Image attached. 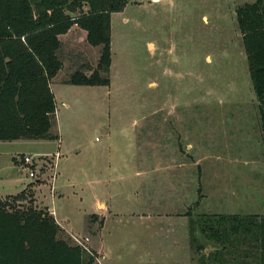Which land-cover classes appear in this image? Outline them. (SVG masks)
Masks as SVG:
<instances>
[{"label": "rangeland", "instance_id": "1", "mask_svg": "<svg viewBox=\"0 0 264 264\" xmlns=\"http://www.w3.org/2000/svg\"><path fill=\"white\" fill-rule=\"evenodd\" d=\"M255 1L128 0L104 85L69 82L102 46L77 23L59 35L58 137L0 140V199L27 192L92 264H191L190 212L264 215V107L236 17Z\"/></svg>", "mask_w": 264, "mask_h": 264}, {"label": "trees", "instance_id": "2", "mask_svg": "<svg viewBox=\"0 0 264 264\" xmlns=\"http://www.w3.org/2000/svg\"><path fill=\"white\" fill-rule=\"evenodd\" d=\"M128 0H0V140L53 139L56 100L51 79L63 67L59 35L77 23L90 44L101 45L90 75L72 74L77 85L110 83L111 13ZM75 13V17L71 14ZM236 17L253 88L264 107V0L245 3ZM20 194L0 199V264H92L93 257L61 237L53 213ZM31 199V200H30ZM191 264H264V215L190 212ZM208 243L218 247L205 253ZM160 264V263H148Z\"/></svg>", "mask_w": 264, "mask_h": 264}, {"label": "built area", "instance_id": "3", "mask_svg": "<svg viewBox=\"0 0 264 264\" xmlns=\"http://www.w3.org/2000/svg\"><path fill=\"white\" fill-rule=\"evenodd\" d=\"M141 1H148L150 3H160L162 0H141ZM19 158L21 159L23 165H31L35 161V158L33 156H28V155ZM29 175L30 177L34 178L36 176V173L34 170H31L29 171Z\"/></svg>", "mask_w": 264, "mask_h": 264}, {"label": "crops", "instance_id": "4", "mask_svg": "<svg viewBox=\"0 0 264 264\" xmlns=\"http://www.w3.org/2000/svg\"><path fill=\"white\" fill-rule=\"evenodd\" d=\"M163 1H165V0H162L161 2H163ZM161 2H160V3H161ZM51 88H52V86H51ZM99 201H101V200H98V201H97V204L99 203ZM101 202H102L101 204H103V205H104V207H105V209H106V208H107V205H106V203H105V202H103V201H101ZM51 212H52V211H51ZM52 213H53V212H52ZM95 213H96V214H98V213H97V211H96ZM95 213H94V214H95ZM53 215H54V213H53ZM54 216H55V215H54ZM55 218H56V216H55ZM56 220H57V222L60 224V222L58 221V219H57V218H56ZM60 225H61V224H60ZM65 230H66V229H65ZM66 231H67V230H66Z\"/></svg>", "mask_w": 264, "mask_h": 264}, {"label": "water", "instance_id": "5", "mask_svg": "<svg viewBox=\"0 0 264 264\" xmlns=\"http://www.w3.org/2000/svg\"><path fill=\"white\" fill-rule=\"evenodd\" d=\"M209 250L214 251L217 250L218 247L214 246L212 243H208Z\"/></svg>", "mask_w": 264, "mask_h": 264}]
</instances>
